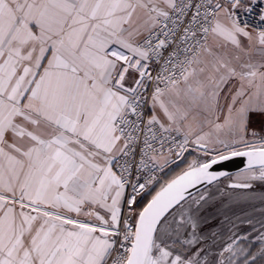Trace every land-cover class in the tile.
I'll return each instance as SVG.
<instances>
[{
    "label": "snow or ice",
    "instance_id": "6c2138e0",
    "mask_svg": "<svg viewBox=\"0 0 264 264\" xmlns=\"http://www.w3.org/2000/svg\"><path fill=\"white\" fill-rule=\"evenodd\" d=\"M0 264H264V0H0Z\"/></svg>",
    "mask_w": 264,
    "mask_h": 264
},
{
    "label": "water",
    "instance_id": "95a60500",
    "mask_svg": "<svg viewBox=\"0 0 264 264\" xmlns=\"http://www.w3.org/2000/svg\"><path fill=\"white\" fill-rule=\"evenodd\" d=\"M243 167V163L240 159L227 162L226 170L232 174H235L240 168Z\"/></svg>",
    "mask_w": 264,
    "mask_h": 264
},
{
    "label": "built area",
    "instance_id": "2783aa9c",
    "mask_svg": "<svg viewBox=\"0 0 264 264\" xmlns=\"http://www.w3.org/2000/svg\"><path fill=\"white\" fill-rule=\"evenodd\" d=\"M249 20H250V22L255 23L258 20V17L253 15V16L249 17Z\"/></svg>",
    "mask_w": 264,
    "mask_h": 264
}]
</instances>
